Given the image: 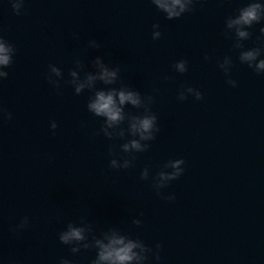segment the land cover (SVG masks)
Here are the masks:
<instances>
[{
  "label": "water",
  "instance_id": "obj_1",
  "mask_svg": "<svg viewBox=\"0 0 264 264\" xmlns=\"http://www.w3.org/2000/svg\"><path fill=\"white\" fill-rule=\"evenodd\" d=\"M254 2L0 0V171L64 262L96 264L118 235L144 245L129 264H264V15L229 26ZM113 89L140 103L110 124L89 105Z\"/></svg>",
  "mask_w": 264,
  "mask_h": 264
},
{
  "label": "clouds",
  "instance_id": "obj_2",
  "mask_svg": "<svg viewBox=\"0 0 264 264\" xmlns=\"http://www.w3.org/2000/svg\"><path fill=\"white\" fill-rule=\"evenodd\" d=\"M156 3L160 8L165 9L169 16H177L180 12L184 11L187 6V0H156ZM264 15V0H256V2L249 4L241 10L240 15L229 22V26L232 25H251L254 21H259ZM238 33L241 37L248 36V32L243 28L238 29ZM159 35V33H156ZM11 48L6 41L0 39V66L8 65L11 60ZM259 53L256 50H250L242 54V59L252 62L256 60ZM103 67V66H102ZM178 67L180 70H184V63L180 62ZM257 71H264V59L259 60L256 64ZM54 71H59V69H53ZM7 73L0 70V76H6ZM75 75V73H74ZM101 78L106 82H111L117 75L116 71L110 70L107 67H103V71L100 73ZM94 79V77H90ZM83 87V85H80ZM77 88V91L80 90ZM191 91V89H189ZM118 95V100H117ZM199 98V94H198ZM126 102H131L132 104H139L140 97L139 94L134 91H126L121 89L118 93L115 89L105 92L100 91L96 94V99L90 103L89 107L95 111L98 115H104L108 118V122L111 124L122 119V105ZM11 118L12 114H7ZM155 116H145L143 118H137V122L132 125L133 129L139 131L142 137L147 138L151 135V129L154 127ZM52 127L55 128L56 124L53 122ZM140 148L141 145L138 141L133 140L131 145H124L125 148L128 147ZM183 161H176L174 167L177 171L175 173L167 174L162 173L161 175L165 178H172L182 171L178 166ZM116 162L113 161V164ZM172 199L175 198L171 197ZM84 238L83 230L80 228L72 227L69 231L62 234L61 239L64 242H69L73 239L81 240ZM100 245L99 258L96 264H102V262H108V264H129L131 261H140L146 257L142 256L141 253L135 251L137 248H144V245L136 240L127 239L124 236L113 235L108 239V242L97 241ZM67 264V262H65Z\"/></svg>",
  "mask_w": 264,
  "mask_h": 264
}]
</instances>
